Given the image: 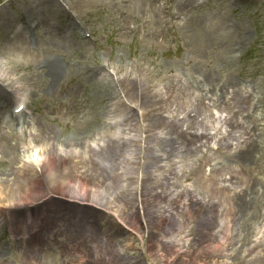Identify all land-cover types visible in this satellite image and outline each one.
Here are the masks:
<instances>
[{"label": "rangeland", "instance_id": "1", "mask_svg": "<svg viewBox=\"0 0 264 264\" xmlns=\"http://www.w3.org/2000/svg\"><path fill=\"white\" fill-rule=\"evenodd\" d=\"M22 34L33 42L11 53L6 45ZM51 60L63 69L58 82L43 67ZM0 89L13 93L7 110L15 116L22 97L29 103L18 125L2 120L0 173L36 162L39 148L80 151L75 140L90 136L93 148L110 123L120 131L124 116L138 125V132H119L135 145L124 156L129 142H116V193L109 177L97 179L92 197L79 201L98 208L97 235L126 237V245L116 246L126 254L121 264H264V0H0ZM160 92L166 93L155 97ZM197 112L206 118L200 125ZM50 130L56 139L38 138ZM10 131L18 133L14 159L4 153ZM239 137L244 144L236 146ZM250 149L249 164L238 153ZM123 186H130L133 211L142 212L128 223L121 215L132 209L118 197ZM249 188V206L241 212L235 206L223 228L226 191L235 198ZM142 194L158 199L150 200V211ZM13 215L1 205L0 247L10 249L0 264H27L23 248L4 239L13 238L7 224ZM120 217L130 226L120 227ZM69 252L42 261L69 264Z\"/></svg>", "mask_w": 264, "mask_h": 264}, {"label": "bare ground", "instance_id": "2", "mask_svg": "<svg viewBox=\"0 0 264 264\" xmlns=\"http://www.w3.org/2000/svg\"><path fill=\"white\" fill-rule=\"evenodd\" d=\"M182 29L186 33L192 32L194 35H198L196 30L193 28L190 29L186 25H183ZM31 42L33 41L22 34L20 38L15 41L9 40L6 49L11 51V53H23L21 48L30 47ZM43 67L48 70L52 82H58L64 76L63 69H61L57 60L46 61L44 62ZM104 76V81L109 78L108 75ZM121 83H124L125 85L126 82L122 80ZM124 89L131 91L130 86H124ZM161 93L166 92H160L156 94L155 97L159 96ZM13 98L14 95L12 92L5 94L3 89H0V125L3 123L2 120L6 118L8 119V124L13 123L11 126H16L18 125L17 120L19 119V116L26 112L23 111L18 116L11 114L10 110L8 112L7 109H12L11 107H13L11 106L14 103ZM175 102V100L171 101L173 105ZM184 103H187V99ZM194 103L195 102L192 104ZM212 108L214 107L212 106ZM141 109H144V106H141ZM119 111H121V109ZM197 113L195 115L196 119L194 123L195 125H200L199 118H202V121L206 120V118L203 116L200 117V112ZM122 120L124 124L119 121L116 125L120 131H114L115 125L110 123V126H108L110 129L107 128L102 135L97 136V138L94 137L97 142H95V147L93 148L87 145L92 136L89 137L87 142L85 138L75 140L79 144L78 146L82 147L80 151L66 150L63 151L64 154H59L48 151V148H39L38 150H40V152H35V156H39V158L44 157L41 162L36 161L24 163L22 170L14 172L13 175L6 172L0 173V207L2 205V208L12 211L13 214L16 213L15 216L13 215L10 222H8V226L12 235H14V241L16 243L14 244L23 248L22 251H24V257L27 260V264H47V262L43 263L42 260L54 258L56 256L58 258H63L64 255L70 253L69 251L74 255V258H71L68 261L69 264H121L123 262L122 258L126 254L118 252L116 246L122 248L123 245H126V237L122 240L111 241L97 235L96 227L99 225L98 217L100 216V213L94 211L95 209L90 203L84 202L82 206H80L79 203L81 200L87 201L92 197L91 188L89 187L93 186L92 183H94V181L96 182L97 179L104 181L109 177L108 181L111 182L110 186L113 187L114 193H116L120 186V184L113 181L111 175L117 174L116 172H111V170H114L117 167L114 163L115 158L117 160L118 157H120H116V142L119 143L122 138L129 142L130 145L128 146L127 143L122 149L123 155L125 156L126 154H132L131 152H133L135 140L134 138L127 139L124 136L121 137L120 135L122 134L119 132H122L123 130H129L130 133L134 131L138 132V125L133 124L131 117L128 116L127 118V116H124ZM39 133L40 135H38V138L47 136L49 139H56L54 130H50L48 133ZM83 133L85 132H80L79 134ZM6 136H8V139L6 140L7 151H4V153H8V155L14 159L19 155L20 150L18 144L15 143L14 146L12 145V142L16 141L18 138V133L10 131ZM241 138H237L235 144L240 146L241 144H244V142L240 141ZM244 141L247 140L245 139ZM72 143V141L68 142L69 145H72ZM120 146H117V148ZM138 149L139 145H137V151ZM238 154L242 155V158L246 159L250 164V160H248L247 157H253L254 151L253 149H250L248 151H241ZM162 158L163 157L161 156L157 159L160 160ZM125 159L131 164V156L125 157ZM58 162L66 163L60 170L59 167H57L56 170L53 169ZM35 167H38L39 170H36ZM202 177H205V175ZM130 179H128V181ZM37 180H39V183L36 182V186L32 188V184ZM158 182H162V180L160 179ZM76 183L78 184V187H75ZM244 183L245 182H242L241 185ZM239 185L240 184L234 187L233 190L236 191ZM129 187L130 186H123L122 190L118 192V197L124 201L127 209H132L130 213L122 212L121 216L127 223V219L135 221V217L137 216L139 218L140 215L136 207L134 211L133 205L131 208L132 194ZM229 189L231 190V188ZM48 194L51 196H48ZM162 194L167 198L170 197L166 191H162ZM47 196L55 197L49 201ZM142 198L144 199V203H147L145 206L147 211H150V200L152 203L158 201V199H151L150 194H142ZM250 198L251 188L247 189L246 193L235 198L230 197L226 191L224 201L229 206V209L227 210L226 217L221 223L223 228H225V222L228 223V226L231 224L230 217L234 212V207L238 206V212H241L243 210L241 206H244L245 208L249 206L251 202ZM172 204L173 202L170 203V205ZM45 207L48 210L45 216L50 220L46 222L45 220L47 218L45 219L39 216V214L45 210ZM22 212L27 214H23ZM28 218L31 219L30 225H27L26 223ZM107 222L110 227L116 226L109 217ZM255 228L257 229V226ZM57 232H61L62 234L58 235ZM64 234L65 243L70 240L73 242V247L69 251L60 248L61 246H58L57 244L58 237L63 236ZM113 242L114 244H112ZM131 244L129 246H131ZM7 247L8 248H5L4 246H2V248L0 247V255L5 252V249H10L9 246ZM51 261L52 262L49 264H54L53 259ZM134 262L135 264H139L137 260Z\"/></svg>", "mask_w": 264, "mask_h": 264}]
</instances>
